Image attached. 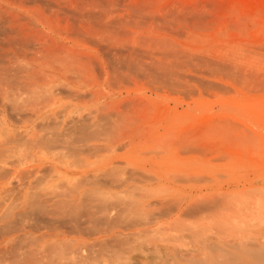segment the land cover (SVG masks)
Listing matches in <instances>:
<instances>
[{
	"label": "rangeland",
	"instance_id": "374dc122",
	"mask_svg": "<svg viewBox=\"0 0 264 264\" xmlns=\"http://www.w3.org/2000/svg\"><path fill=\"white\" fill-rule=\"evenodd\" d=\"M263 188L264 0H0V264L59 263L58 257L44 263L56 255L61 242L54 240L73 239L65 244L69 251L87 255L91 242L100 248L110 238L107 247L116 241L119 249L122 237L135 234L139 244L129 238L132 245H125L137 248L144 237L140 249L130 253L124 245L125 255L115 248L113 260L112 247L111 257L105 253L112 263L101 253L96 260L193 264L219 248L243 259L247 250L264 248ZM221 196L235 208L222 205ZM84 200L89 204L81 206L99 216L104 206L97 212L96 204L109 202L110 214L101 219L109 231L98 226L89 236L88 226L98 224H85ZM219 204L227 208L220 213L235 214H228L231 221L210 214ZM78 205L85 214L80 224L73 217ZM69 214L89 232L77 225L73 232ZM43 248L51 255L35 263ZM78 252L77 260L71 254L65 260L80 261ZM92 254L78 263H100ZM72 260L66 264H77Z\"/></svg>",
	"mask_w": 264,
	"mask_h": 264
},
{
	"label": "bare ground",
	"instance_id": "6f19581e",
	"mask_svg": "<svg viewBox=\"0 0 264 264\" xmlns=\"http://www.w3.org/2000/svg\"><path fill=\"white\" fill-rule=\"evenodd\" d=\"M45 85H46V84H45ZM33 87H34V86H33ZM38 88H39V87H38ZM31 89L33 90V88H31ZM27 91H28V90H27ZM33 91H34V90H33ZM40 91H41V90H40ZM28 92H29V91H28ZM37 92H38V90H37ZM30 93H31V92H30ZM37 95H38V93H37ZM40 95H41V94H40ZM15 97H16V96H15ZM36 97H37V96H36ZM40 100H41V99H40ZM38 101H39V100H38ZM31 102H32V101H31ZM26 104L28 105L29 103H26ZM26 104H25V105H26ZM10 106H11V105H10ZM16 107H17V106H16ZM36 107H37V106H36ZM18 121H19V120H18ZM82 124H83V123H82ZM82 124H81V125H82ZM50 126H51V125H50ZM83 127H84V126H83ZM50 128H51V127H50ZM50 128H48V129H50ZM74 128H75V127H74ZM85 128H86V127H85ZM88 128H90V127H88ZM45 129H47V128L45 127ZM53 129H55V127H53ZM75 129H77V128H75ZM42 130H43V129H42ZM66 130H67V129H66ZM87 130H88V129H87ZM91 130H92V129H91ZM49 131H50V130H49ZM70 131H71V130H70ZM73 131H74V130H73ZM76 131H77V130H76ZM85 131H86V129H85ZM88 131H90V129H89ZM95 131H96V130H95ZM92 132H93V131H92ZM97 132H98V131H97ZM54 133H55V132H54ZM54 133H53V134H54ZM72 133H73V132H72ZM76 133L79 134V132H76ZM65 134H68V133H65ZM81 134H82V133H81ZM81 134H79V135H81ZM95 134L97 135V133H95ZM18 135L20 136V134H18ZM44 135H45V134H44ZM60 135H61V134H60ZM74 135H76V134H74ZM84 135H86V134H84ZM87 135H90V134L87 133ZM62 136H63V135H62ZM90 136H91V135H90ZM93 136H94V135H93ZM41 137H42V136H41ZM43 137H44V136H43ZM75 137H77V136H75ZM47 138H48V137H47ZM47 138H46V139H47ZM65 138H66V137H65ZM77 138H79V137H77ZM81 138H82V135H81ZM81 138H79V139H81ZM23 139H24V138H23ZM75 139H76V138H75ZM40 140H41V139H40ZM56 140H57V139H56ZM56 140H55V141H56ZM61 140H62V139H61ZM72 140H73V139H72ZM31 141H33V140H31ZM34 141H35V139H34ZM53 141H54V140H53ZM73 141H74V140H73ZM23 142H24V141H23ZM27 142H29V141H27ZM46 142H47V141H46ZM50 142H51V140H50ZM71 142H72V141H71ZM77 142H78V141H77ZM72 143H73V142H72ZM43 144H44V143H43ZM49 144H50V143H49ZM36 145H37V144H36ZM18 146H19V145H18ZM23 146H24V145H23ZM46 146H47V144H46ZM49 146H50V145H49ZM16 147H17V146H16ZM20 147H21V145H20ZM25 147H26V146H25ZM34 147H35V146H34ZM11 148H12V147H11ZM23 148H24V147H23ZM48 148H49V147H48ZM55 148H56V147H55ZM79 148H80V147H79ZM90 148H91V147H90ZM59 149H60V148H59ZM71 149H72V148H71ZM84 149H86V148H84ZM11 150H12V149H11ZM23 150H24V149H23ZM44 150H45V149H44ZM72 150H73V149H72ZM3 151H4V150H3ZM7 151H8V149H7ZM20 151H21V150H20ZM45 151H46V150H45ZM77 151H78V150H77ZM4 152H5V151H4ZM18 152H19V151H18ZM22 152H23V151H22ZM22 152H21V153H22ZM82 152H83V151H82ZM79 153H80V152H79ZM43 154H44V153H43ZM65 154H66V153H65ZM70 154H71V152H70ZM70 154H68V155H70ZM74 155H75V154H74ZM87 155H88V154H87ZM93 155H94V153H93ZM76 160H77V159H76ZM79 161H80V160H79ZM79 163H80V162H79ZM75 164H76V163H75ZM135 170H136V169H135ZM114 171H115V170H114ZM142 171H143V170H142ZM4 172H6V171H4ZM131 172H132V171H131ZM133 172H134V171H133ZM1 173H2V171H1ZM41 173H42V172H41ZM43 173H44V172H43ZM105 173H106V172H105ZM129 173H130V171H129ZM134 173H135V172H134ZM138 173H139V172H138ZM40 175H41V174H40ZM43 175H44V174H43ZM45 176H46V175H45ZM49 176H50V175H49ZM116 176H117V175H116ZM108 177H109V176H108ZM36 178H37V177H36ZM38 178H39V176H38ZM48 178H49V177H48ZM121 178H122V177H121ZM128 178H129V177H128ZM128 178H127V179H128ZM106 179H107V178H106ZM118 179H119V178H118ZM25 180H26V178H25ZM83 180H84V179H83ZM90 180H91V179H90ZM38 181H39V180H38ZM84 181H85V180H84ZM86 181H87V179H86ZM113 181H114V180H113ZM115 181H116V180H115ZM122 181H123V180H122ZM124 181H125V180H124ZM44 182H45V181H44ZM91 182H92V181H91ZM105 182H106V181H105ZM96 183H97V182H96ZM96 183H95V184H96ZM34 184H35V183H34ZM34 184H33V185H34ZM58 184H59V183H58ZM63 184H64V182H63ZM77 184H78V183H77ZM81 184H82V183H81ZM86 184H87V183H86ZM90 184H91V183H90ZM117 184H118V183H117ZM24 185H25V184H24ZM55 185H56V184H55ZM97 185H98V184H97ZM102 185H103V184H102ZM31 186H32V185H31ZM31 186H29V190H28V191L31 190V189H30ZM60 186H61V185H60ZM65 186H67V185L65 184ZM61 187H62V186H61ZM67 187H68V186H67ZM128 187H129V186H128ZM137 187H138V186H137ZM38 188H40V187H38ZM55 188H56V187H55ZM76 188H77V187H76ZM249 188H251V187H249ZM256 188H257V187H256ZM261 188H262V187H261ZM35 189H36V188H35ZM263 189H264V188H263ZM32 190H33V189H32ZM39 190H40V189H39ZM52 190H53V189H52ZM124 190H125V189H124ZM126 190H127V189H126ZM131 190H132V189H131ZM259 190H261V189H259ZM11 191H12V190H11ZM33 191H34V190H33ZM35 191H36V190H35ZM35 191H34V192H35ZM56 191H57V190H56ZM98 191H100V190H98ZM129 191H130V190H129ZM134 191H135V190H134ZM246 191H248L247 188H246ZM254 191H255V190H254ZM254 191H253V194L255 195L256 193H255ZM59 192H60V191H59ZM62 192H63V191H62ZM65 192H66V191H65ZM90 192H91V191H90ZM222 192H223V191H222ZM242 192H243V191H242ZM242 192H240V193H242ZM250 192H252V191H250ZM263 192H264V191H263ZM263 192H262V190H261L259 193H261V195H262ZM38 193H39V192H38ZM92 193H93V192H92ZM119 193H121V192H119ZM119 193H118V194H119ZM128 193H129V192H128ZM130 193H133V192H130ZM240 193H239V195H241ZM246 193H247V192H246ZM246 193H244V194H246ZM29 194H30V193H29ZM99 194H100V193H99ZM125 194H126V193H124V195H125ZM223 194H224V193H223ZM225 194H226V193H225ZM229 194L231 195V193H229ZM232 194L234 195V194H236V193H232ZM249 194H250V197L252 198V197H253V194H252V196H251V193H249ZM249 194L246 195V197L248 196V198L250 199ZM3 195H4V194H3ZM30 195H31V194H30ZM55 195H56V194H55ZM62 195H63V194H62ZM85 195H86V194H85ZM126 195H127V194H126ZM129 195H130V194H129ZM211 195H212V194H211ZM217 195H218V196H217ZM230 195H229V196H230ZM233 195H232V196H233ZM257 195H259V194H257ZM261 195H259V196L261 197ZM263 195H264V194H263ZM263 195H262V196H263ZM4 196H5V195H4ZM98 196H99V195H98ZM122 196H123V195H122ZM136 196H137V195H136ZM208 196H209V195H208ZM213 196H214V195H213ZM213 196H211V198L209 197L211 201L214 199L215 196L219 197L220 195H219L218 193H215V196H214V197H213ZM222 196H223V195H222ZM222 196H221V197H222ZM232 196H231V197H232ZM234 196H235V195H234ZM236 196H238V194H237ZM255 196H256V195H255ZM5 197H6V196H5ZM8 197H9V196H8ZM87 197H88V196H87ZM96 197H97V196H96ZM120 197H121V196H120ZM125 197H126V196H125ZM125 197H124V198H125ZM133 197H134V196H133ZM133 197H132V198H133ZM212 197H213V198H212ZM217 197H215V198H217ZM223 197H224V196H223ZM223 197H222L221 200L224 199ZM231 197H230V198H231ZM260 197H259V198H260ZM48 198H49V197H48ZM110 198H111V197H110ZM134 198H135V197H134ZM137 198H138V197H137ZM209 198H208L207 200H205L204 198H203V199H204L205 201H208L207 203L209 204V201H210ZM255 198H256V197H254V199H255ZM262 198L264 199V197H262ZM16 199H17V198H16ZM32 199H33V198H32ZM82 199H83V198H82ZM85 199H86V198H85ZM107 199H108V198H107ZM129 199H130V197H129V198L127 197V201H128ZM226 199H227V198H226ZM226 199H225V200H226ZM237 199H239V198H237ZM245 199H246V198H245ZM12 200H13V199H12ZM14 200H15V199H14ZM36 200H37V199H36ZM64 200H65V199H64ZM125 200H126V199H125ZM130 200H131V199H130ZM204 200H203V201H204ZM214 200H216V199H214ZM225 200H223L224 203H223L222 205L225 204V206H227L226 203H228L229 198L227 199V201H225ZM239 200H240V199H239ZM261 200H262V199H261ZM65 201H66V200H65ZM85 201H86V200L81 201L82 203L80 202L79 205H80V206H81V204L86 205L87 203L85 204ZM113 201H114V200H113ZM117 201H119V200L117 199ZM216 201H217V200H216ZM216 201H215V203H216ZM219 201H220V200H219ZM229 201H231V200H229ZM242 201H243V200H242ZM242 201H241V202H242ZM250 201H253V200L250 199ZM34 202H35V201H34ZM59 202H60V201H59ZM62 202H63V201H62ZM83 202H84V203H83ZM91 202H92V201H91ZM101 202H102V200H101ZM115 202H116V201H114V203H115ZM122 202H123V201H121V203H122ZM128 202H129V201H128ZM220 202H221V201H220ZM236 202H237V200H236ZM243 202H244V201H243ZM254 202H255V201H254ZM254 202L252 203L253 205H254ZM9 203H10V202H9ZM95 203H96V202H95ZM107 203H109V202H107ZM107 203H105V204L102 203L103 205L100 204V203L96 204V205H97V207H96L97 210H95V211L98 212V210L100 209V207L104 206L106 209H105L104 207H102V212H101L100 210H99V212H100V213H103L104 215H105V213H106V215H107V212L109 213V211H108V209H107L108 207H106V206H107V205H106ZM126 203H127V202H126ZM197 203H198V202H197ZM202 203H203V202H202ZM211 203H212V202H211ZM221 203H222V202H221ZM231 203L233 204V202H231ZM261 203H262V202H261ZM261 203H260V204H261ZM12 204H13V203H12ZM33 204H34V203H33ZM55 204H56V203H55ZM58 204H59V203H58ZM66 204H67V203H66ZM72 204H73V203H72ZM72 204H71V205H72ZM88 204H89V203H88ZM88 204H87V205H88ZM92 204H93V203H92ZM127 204H128V203H127ZM193 204L195 205L196 202H194ZM193 204H190V205L193 206ZM204 204H205V203H204ZM204 204H203V205H204ZM216 204H217V203H216ZM232 204H231V205H232ZM250 204H251V203H250ZM255 204H256V203H255ZM260 204H259V206H262V205H260ZM28 205H29V203H28ZM61 205H63V204H61ZM79 205H78V206H79ZM84 205H82L81 207H83ZM98 205H99L100 207H98ZM105 205H106V206H105ZM190 205H189V206H190ZM219 205H220V204H219ZM219 205H218V207H219V208H218V211H217V209H215V210L212 209L214 212L216 211V212L214 213L213 211L210 212L211 209H209L208 213L210 212V214L212 213L213 216H214V215L217 216V215H218L217 212H219V210L222 211V210L224 209V208H221L222 205H220V206H219ZM256 205H257V204H256ZM26 206H27V205H26ZM38 206H39V205H38ZM43 206H44V205H43ZM52 206H53V205H52ZM57 206H58V205H57ZM75 206H76V205H75ZM80 206H79V208L77 207V208H78V211L80 210V211H79V216H77V215H78V214H77L78 211H76L75 214L72 212L74 209H72V211H71L72 214H74L73 217L76 216L77 219H78L79 217H81V219L79 218L80 221L78 220V221H79V224H80L81 222L83 223V221H84L85 219H87V220H85V224H86V222H87L88 220H90V221H88L89 223L92 222L91 225H92L93 223H94V224H95V223L98 224V225H95V227H97V228L93 227V225H92V226H88L89 228H87L85 224H82V225L85 226L84 228H87V230H89V231L91 230L90 232H92V233H90V234L88 233L89 236H90L91 234H94L95 232H98V231L96 230V229H98V226H99V229H98V230H101L102 232H107V231H109V230H108V227H109V226H108V225H109V221L104 220V221H106L107 223L104 222V221H101V219H102V220H103L104 218L106 219V216H104V218H102L103 214L101 215L100 213H98V214H100V216H99V215L96 214V212H95V213L92 212V209H93V208L95 209V207H92V209H91V207L88 208V211H90L91 213H90V212H87L86 209H84V207H87V206H84L82 209H84V210L87 212V214L89 213V216L86 217V218L84 219V216H81V215H82V214L85 215V214H84L83 212H81ZM89 206H91V204H90ZM94 206H95V204H94ZM109 206H110V205H109ZM129 206H130V205H129ZM133 206H134V205H133ZM199 206H200V204H199ZM207 206H208V205H207ZM210 206H211V205H210ZM212 206H214V205H212ZM229 206H230V203H228V207H227L228 210H231V208H233V209L235 208L234 205H232V207H231V206L229 207ZM12 207H13V206H12ZM12 207H11V208H12ZM70 207H71V206H70ZM113 207H114V206H113ZM135 207H136V206H135ZM205 207H206V206H205ZM222 207H223V206H222ZM254 207L256 208V212H255V211H254V212H253V211L251 212V207H250V209L248 208V210H250L251 213H253V214L255 213V214H256V213H258V211H257L258 208H257V206H254ZM33 208H34V207H33ZM77 208H75V209H77ZM103 208H104V209H103ZM109 208H110V207H109ZM127 208H128V207H127ZM186 208H187V207H186ZM186 208H185V210H186ZM189 208H190V207H189ZM216 208H217V207H216ZM227 208L224 209V212H225V210H227ZM252 208H253V207H252ZM262 208H263V210H262ZM34 209H35V208H34ZM38 209H39V207H38ZM62 209H63V208H62ZM115 209H116V208H115ZM233 209H232V210H233ZM259 209H260L261 211H264V206L260 207ZM11 210H12V209H11ZM27 210H29V209H27ZM50 210H51V209H50ZM50 210H49V211H50ZM52 210H53V209H52ZM105 210H107V212H106ZM117 210H118V209H117ZM185 210H184V211H185ZM254 210H255V209H254ZM30 211H31V209H30ZM38 211H39V210H38ZM55 211H56V210H55ZM63 211H64V210H63ZM104 211H105V213H104ZM120 211H121V210H120ZM122 211H123V209H122ZM190 211H191V210H190ZM192 211H193V209H192ZM243 211H244V210H243ZM4 212H5V211H4ZM57 212H58V211H57ZM57 212H55V213H57ZM59 212H60V211H59ZM230 212H231V211H230ZM236 212H237V211H236ZM236 212H235V213H236ZM238 212H240V211H238ZM238 212H237V214H240V213H238ZM244 212H246V211H244ZM9 213H10V212H9ZM29 213H30V212H29ZM66 213H68V212H66ZM186 213H187V212H186ZM199 213H201V212L199 211ZM204 213H205V211H204ZM204 213H203V214H204ZM216 213H217V214H216ZM241 213H243V212H241ZM22 214H24V213H22ZM33 214H34V213H33ZM44 214H45V213H44ZM52 214L55 215L54 213H52ZM76 214H77V215H76ZM80 214H81V215H80ZM109 214H110V213H109ZM109 214H108V215H109ZM121 214H122V213H121ZM135 214H136V213H135ZM138 214H139V213H138ZM138 214H137V215H138ZM224 214H225V213H224ZM224 214L219 212V215L222 216V217H220V218L218 217V219H219L220 221H221L222 219H223V220H226V221H227V219H229V221H231V219L229 218L228 214L232 216L234 213H228V214H227L228 217L225 216ZM244 214H245V213H244ZM259 214H260V211H259ZM10 215H11V214H10ZM19 215H20V214H19ZM26 215H27V214H26ZM31 215H32V214H31ZM31 215H30V216H31ZM50 215H51V214H50ZM53 215H52V216H53ZM108 215H107V216H108ZM125 215H126V214H125ZM139 215H140V214H139ZM139 215H138V216H139ZM219 215H218V216H219ZM223 215H224V216H223ZM234 215H235V214H234ZM3 216H4V215H3ZM7 216H8V215H7ZM15 216H16V215H15ZM38 216H39V215H38ZM52 216H51V217H52ZM55 216L57 217V215H55ZM66 216H67V215H66ZM70 216H71V219H70V220H72V221H70V220L68 221V220H67V221H68V222H67V221L65 220V217H63L64 220H63V218H61V221H65V222H67V223L72 222V225L70 224V228L72 229V231L74 230L73 232L76 231L75 229H78V228H76V227H75V229H73V228H74L73 226H74V225H75V226L77 225V227H79V229H81V231L83 230L81 234H85L84 231H85L86 229L84 230V229H83V226H81V225L79 226V225L77 224L78 222H77L76 224H75V222H74V225H73V221H74V219L72 218V215L69 214V217H70ZM110 216H112V215H110ZM115 216H116V215H115ZM117 216H118V215H117ZM146 216H148V215H146ZM150 216H151V215H150ZM153 216H154V215H153ZM208 216L210 217V215H207V216H205V217L209 219ZM213 216H211V217L213 218ZM247 216H248V215H247ZM250 216H254V215H249V217H250ZM16 217H19V216L17 215ZM36 217H37V216H36ZM36 217H35V218H36ZM58 217H59V215H58ZM76 217H75V218H76ZM124 217H126V216H124ZM136 217H137V216H136ZM148 217H149V216H148ZM223 217H224V218L226 217L227 219H224ZM233 217H234V216H233ZM236 217H237V215H236ZM7 218H8V217H7ZM42 218L45 220L46 216H45V217H42ZM42 218H41V219H42ZM47 218L50 219L48 216H47ZM53 218H54V217H53ZM53 218H51V219H52V220H55V218H54V219H53ZM66 218H67V217H66ZM109 218H110V217H109ZM111 218H112V217H111ZM111 218H110V219H111ZM113 218H114V216H113ZM117 218H118V217H117ZM119 218H120V216H119ZM133 218H134V217H133ZM138 218H139V217H138ZM146 218H147V217H146ZM195 218H198V217H195ZM212 218H211V219H212ZM254 218H255V217H254ZM254 218H252V219H254ZM32 219H33V218H32ZM36 219H37V218H36ZM36 219H35V220H36ZM38 219H39V218H38ZM56 219H57V218H56ZM67 219H68V218H67ZM125 219H127V218H125ZM154 219H155V218H154ZM198 219L201 220L200 217H199ZM249 219H250V218H249ZM44 220H42V221L45 222ZM46 220H47V219H46ZM59 220H60V219H59ZM59 220H58V222H59L60 225H61L62 222L59 221ZM112 220H113V219H112ZM112 220H111L110 222H112ZM114 220H116V219H114ZM119 220H121V219H119ZM123 220H124V219H123ZM199 220H198V221H199ZM213 220H214V219H213ZM48 221H49V220H47L46 222H48ZM75 221H76V220H75ZM100 221H101V222H100ZM116 221H117V220H116ZM116 221H115V222H116ZM125 221H126V220H125ZM127 221H128V220H127ZM137 221H138V220H137ZM196 221H197V219H195V222H196ZM201 221H202V220H201ZM206 221H207V220H206ZM217 221H218V220L214 221V223L217 222ZM220 221H219V224L217 223V224H218V227H219V225H220V227H221V222H220ZM229 221H228V223H229ZM244 221H245V220H244ZM7 222H8V221H7ZM36 222H37V221H36ZM39 222H40V221H39ZM39 222H38V223H39ZM65 222H63V223H65ZM102 222H103V224L106 223V224L104 225L105 229H106V225L108 224V225H107V229H106V231H104V227L102 226V225H103ZM113 222H114V221H113ZM122 222H123V221H122ZM131 222H132V221H131ZM153 222H154V221H153ZM207 222H208V221H207ZM99 223H100L101 225H99ZM197 223H198V222H197ZM197 223H196V224H197ZM200 223H201V222H200ZM205 223H206V222H205ZM211 223H212V222H211ZM214 223H213V224H214ZM222 223H223V224H226V226H222V227H224V228L229 226V225H227L228 223H225V222H223V221H222ZM48 224H49V223H47V225H48ZM116 224H117V223H116ZM120 224H121V221H120ZM122 224H123V223H122ZM122 224H121V226H122ZM194 224H195V223H194ZM229 224H230V223H229ZM231 224L233 225V223H231ZM231 224H230V225H231ZM4 225H5V224H4ZM12 225H13V224H12ZM14 225H15V223H14ZM55 225H57V222H56ZM58 225H59V224H58ZM58 225H57V226H58ZM60 225H59V226H60ZM62 225H63V224H62ZM67 225H68V227L66 226V228L69 229V224H67ZM117 225H118V224H117ZM125 225H126V224H125ZM198 225H200V224H197V226H198ZM214 225H216V223H215ZM214 225H212L211 227H214ZM45 226H46V225H45ZM57 226H56V227H57ZM63 226H65V224H64ZM71 226H72L73 228H72ZM101 226L103 227V229H101ZM112 226H114V225H110V228H111ZM193 226H194V225H193ZM208 226L210 227L209 223H208ZM216 226H217V225H216ZM10 227H11V226L9 225V228H10ZM13 227H14V226H13ZM13 227H12V228H13ZM32 227L35 229V225H33ZM41 227H43V226H41ZM41 227H39V228H41ZM52 227H54V226H52ZM61 227H62V226H61ZM61 227H59V229H60ZM90 227H93V228H95V229L93 230V228L91 229ZM206 227H207V226H206ZM234 227H235V226H234ZM234 227H233V228H234ZM50 228H51V226L48 227L47 229L52 230V229H50ZM125 228H126V227H125ZM214 228H216V227H214ZM224 228H221V229H224ZM230 228L232 229V227H230ZM241 228H242V227H241ZM37 229H38V228H37ZM54 229H55V228H53V230H54ZM63 229H64V228H63ZM68 229H67V230L65 229V231H66V232H70V231H69L70 229H69V230H68ZM197 229H199V228H197ZM200 229H201V226H200ZM207 229H208V228H207ZM212 229H213V228H212ZM218 229L221 231L220 228H218ZM227 229H228V228H227ZM227 229H225V230L227 231ZM235 229H236V228H235ZM87 230H86L85 232H89V231H87ZM95 230H96V231H95ZM195 230H196V228H195ZM201 230H202V229H201ZM219 230H218V231H219ZM79 231H80V230H79ZM94 231H95V232H94ZM143 231H144V233H146L145 230H143ZM143 231H139V232H135V233H139L140 237H141V236L143 237V235H141V234H143ZM197 231H198V232H196V231H195V232L198 233V234L201 233L199 230H197ZM202 231H203V230H202ZM211 231H212V230H211ZM215 231H216V230H215ZM233 231H234V230H233ZM235 231H236V230H235ZM238 231H239V230H238ZM8 232H9V231H8ZM61 232H62V229H61ZM93 232H94V233H93ZM140 232H142V233H140ZM207 232H209V230H208ZM242 232H244V231H242ZM76 233H77V231H76ZM120 233H121V232H120ZM132 233H133V232H132ZM135 233H133V235H134ZM148 233H150V232H148ZM203 233H204V232H203ZM221 233H222V235H223V234H226V233H223V231H221ZM236 233H237V232H236ZM236 233H232V234H233V235L235 234V237H236ZM74 234H75V233H74ZM86 234H87V233H86ZM127 234H128V233H127ZM130 234H131V233H130ZM193 234L196 235V234L194 233V231H193ZM198 234L196 235V237L198 236ZM211 234H215V236H216V233H215V232H213V233L211 232ZM232 234H231V235H232ZM238 234H239V232H238ZM238 234H237V235H238ZM247 234H248V233H247ZM117 235H119V234H117ZM124 235H125V233H124ZM124 235H123V236H124ZM146 235H147V234H146ZM203 235H204V234H203ZM203 235H202V236H203ZM113 236H114V234H113ZM131 236H132V235H131ZM131 236H130L129 238H130V240H132V243H133V241L138 240V241H135V242H137V243L139 244L140 241H139V239H137V238H138L137 235L135 234V236H136L135 239H134V236H132L134 240L132 239ZM144 236H145V234H144ZM149 236H150V235H149ZM218 236H219V235H218ZM220 236H221V235H220ZM239 236H241V235H239ZM243 236H245L244 233H243ZM35 237H36V236H35ZM142 237H141V238H142ZM196 237H195V238H196ZM207 237H208V235H207ZM221 237H222V236H221ZM230 237H232V236H230ZM235 237H233V238H235ZM41 238H42V236H41ZM111 238H112V237H111ZM120 238H121V237H120V235H119V236H118V239H120ZM126 238H128V237L125 236V237H122V239H123L122 241H121V239L119 240V244L122 245L119 249H118L117 243H116V241H115V237L113 238L114 241H115V243H112V242H111V244H116V247H114V245H110L111 247H107L108 244H107L106 241H108V239H110V238H108V239H106L105 241H103L102 245H99V246H101V247H100L101 249H100L99 247H98L99 249L96 247V246L98 245V243L95 242V243H96V244H95L96 246H95V245H94V242H91V244H92L91 246H94V247H95V248H94V247H91V249H92L91 251H92V252H89L90 250L87 251V249H89V248H86V245H87L86 243H87V242H83L84 244H86L84 248H85L86 251L88 252V253L85 252L87 255H85L84 252L81 253L82 251L78 252L77 250L74 251V250H72V249L69 251L70 248H67V246H66L65 244H68L70 241H71L70 243H72V242L74 243L73 239L70 240V238H69V239L66 240V241H65L64 239H63V240H62V239L54 240V242L58 241V242L63 243L62 245H64L68 250L65 249V248H63V247L60 248V246H61L60 244H61V243L58 245L57 242H56V243L52 242V243H51V246H48V245H50V244H48V245L46 244V245H47L48 247H50L49 249H50L51 251L54 250V249H51L52 247L54 248V245H52L53 243L56 244V245H58V247L55 246V248H56V247H57V248L54 250V251L56 252V255H55L56 257L54 256L55 253H53V255H51L50 253H46V254H49V255H51V256H49V255L44 256V254H43V253H44V252H43V251H44V248H45V251H47L46 248L48 249V247H47L46 245L43 244V247H44V246H45V247H44L43 249H40V251L38 252V257H39V253H40V255H41V253L43 254L42 257H39V260H40V258H41V260H40V261L37 260L35 263H37V262H41L43 256H44V257L49 256V257H47L48 259L45 258L46 260H44V258H43V260L45 261L44 263L49 262V261H47V260H50L51 258H52V259H53V258L56 259V258L58 257L57 260H58V259L61 260V261H62V264H63L65 258L68 259V254L73 255V254L76 253V252H78L77 254H80V255L84 254V257L79 255V256H80V259H81L80 261H79V259H78V262L84 263L88 258L91 257V254L93 253V249H94V253L92 254V259L95 257L94 262L97 261V262H100V263L103 264V260H102V261H99L100 258H99V260H96L97 258H96V256H95V253H96L97 255L101 253V257H102V255L104 254L103 258H104V259H108L109 257H107V256H110V255H111V253H110V255H108V251H110V252L112 251V250H108V249H110V248L113 249L112 247H114L113 252H115V256H113V253H112L111 256L114 257L113 260H114V259H118L119 257L117 258L116 256L120 254L119 252H122V253H123L124 250L127 251V249H128V252L131 253V251H129V250H133V251H134V250H136L137 248H139V247L143 244L142 241H144V239H145V238L143 237V239H142V241H141L142 244L140 243L141 245L137 246V248H135L136 246H134L133 248H135V249H133V248L131 249V248H129V246L132 245V244L128 242V241H129V238H128V240H127ZM203 238H205V237H203ZM248 238H249V237H248ZM250 238H251V237H250ZM66 239H67V238H66ZM113 239H111V241H112ZM197 239H202V237H200V238L197 237ZM229 239L231 240L232 238H229ZM245 239H246V238H245ZM22 240H23V239H22ZM33 240H34V239H33ZM33 240H29V241L32 242ZM60 240H62V241H60ZM80 240H81V239H80ZM124 240L127 241V243H126L127 245H128V243H129V246L125 245V241H124ZM204 240H205V239H204ZM246 240H250V239H246ZM29 241H28V239H27V241L24 242V243L28 246L27 242L29 243ZM38 241H39V240H38ZM38 241H37V242H38ZM76 241H78V240L76 239ZM109 241H110V240H109ZM123 241H124V244H121V243H123ZM197 241H198V240H197ZM200 241H201V240H200ZM206 241H207V239H206ZM252 241H253V239H252ZM64 242H65V243H64ZM67 242H68V243H67ZM98 242H100V241H98ZM120 242H121V243H120ZM32 243H33V242H32ZM32 243H31V244H32ZM80 243H81V242H80ZM80 243H79L78 245L81 247V244H80ZM108 243L110 244V242H108ZM253 243H254V242H253ZM16 244H17V243H16ZM18 244H19V242H18ZM18 244H17V245H18ZM20 244H21V243H20ZM25 244H22V246H25ZM35 244H36V243H35ZM35 244H34V245H35ZM88 244H89V245H88V247H89V246H90V243H88ZM134 244H135V243H134ZM105 245H106V246H105ZM124 245L127 246V247H126L127 249H125V247H123ZM136 245H137V244H136ZM206 245H207V244H206ZM206 245H205V246H206ZM215 245H216V250H217V248H218V247H217V244H215ZM12 246H13V244H12ZM12 246H11V247H12ZM18 246H19V245H18ZM18 246H17V247H18ZM69 246H71V245L68 244V247H69ZM79 246H78V247L76 246V247L78 248V250H81L82 247H81V249H79ZM104 246H105V247H104ZM192 246H193V245H192ZM207 246H208V248L211 249L212 252L214 251V250L212 249L213 246H212V247H210L209 245H207ZM19 247H20V246H19ZM40 247H41V246H40ZM122 247H123L124 249H122ZM193 247H194V246H193ZM214 247H215V246H214ZM214 247H213V248H214ZM59 248H60L61 250H60ZM77 248H76V249H77ZM96 248H97L98 250H96V252H95V249H96ZM115 248L118 249V253H119V254H117V252H116L117 249L115 250ZM140 248H141V247H140ZM140 248H139V249H140ZM2 249H3V248H2ZM49 249H48V250H49ZM120 249H121V250H120ZM193 249H194L195 251H193ZM193 249H190V250H192L193 252H201L199 249H195V248H193ZM23 250H24V249H23ZM41 250H43V251L41 252ZM50 250H49V252H50ZM62 250H63V251H62ZM119 250H120V251H119ZM137 250H138V249H137ZM54 251H53V252H54ZM66 251H67V252H66ZM73 251H74V252H73ZM84 251H85V250H84ZM142 251H143V250H142ZM192 251H191V252H192ZM25 252H26V251H25ZM32 252H33V251H32ZM32 252H30L29 254H31ZM143 252H145V251H143ZM15 253H16V251H15ZM15 253H14V256H15ZM17 253H18V252H17ZM90 253H91V254H90ZM105 253H107V254H106L107 256L105 255ZM126 253H127V252H126ZM138 253H139V252H138ZM27 254H28V253H27ZM35 254H37V253H35ZM35 254H34V255H35ZM123 254H125V253H123ZM9 255H10V254H9ZM32 255H33V253L31 254V256H32ZM125 255H127V254H125ZM245 255H246V257H244L243 259H238V256L235 257V258H231V259H230V258H228L227 251H226L225 249L219 248V253H218L217 255H210V257L207 258V259H205V260H201V259H199V260H197V261H195V262H193V261H192V262H193V264H264V262H263L264 259L262 258V257H264V256H263V255H264V248H260L259 250H247ZM5 256H6V255H5ZM35 256H36V255H35ZM60 256H62L61 259L59 258ZM73 256H74V258H76V260H77L78 255H77V256L73 255ZM98 256H99V255H98ZM105 256H106V258H105ZM111 256H110V257H111ZM18 257H19V256H18ZM63 257H64V258H63ZM99 257H100V256H99ZM115 257H116V258H115ZM158 257H160V256L158 255ZM22 258H23V257H22ZM22 258H21V259H22ZM49 258H50V259H49ZM62 258H63L64 260H63ZM120 258H121V257H120ZM122 258H123V257H122ZM131 258H132V257H131ZM153 258H154V256H153ZM160 258H161V257H160ZM37 259H38V258H37ZM52 259H51V260H52ZM55 259H54V261H56ZM90 259H91V258H90ZM123 259H124V258H123ZM128 259H129V258H128ZM15 260H16V259H15ZM23 260H25V259L23 258V259L21 260V263H22ZM27 260H28V259H27ZM29 260H30V259H29ZM51 260H50V261H51ZM71 260H72V258L69 259V260H65V264H66L67 261H68V262L70 261L69 263H71ZM83 260H84V261H83ZM95 260H96V261H95ZM124 260H125V259H124ZM131 260H132V259H131ZM1 261H2V260H1ZM8 261H9V260H8ZM25 261H26V260H25ZM25 261H24V264L26 263ZM46 261H47V262H46ZM54 261H52V262H54ZM61 261H59V263H61ZM72 261H73L72 263L80 264V263H78L77 261H75V262H74V260H72ZM106 261H107V262H108V261H111L110 263H112V259H111V260L108 259V260H106ZM19 262H20V260H19ZM42 262H43V261H42ZM122 262H123V261H122ZM125 262H127V261L125 260L124 263H125ZM1 263H3V262H1ZM10 263H11V262H10ZM12 263H14V262L12 261ZM55 263H58V262H55ZM55 263H54V264H55ZM59 263H58V264H59ZM85 263H89V262L87 261V262H85ZM100 263H98V264H100ZM115 263H117V262H115ZM124 263H122V264H124ZM128 263H129V262H128ZM128 263H127V264H128ZM19 264H20V263H19ZM39 264H41V263H39ZM67 264H68V263H67ZM90 264H91V263H90ZM92 264H95V263L92 262ZM96 264H97V263H96ZM104 264H105V263H104ZM120 264H121V262H120Z\"/></svg>",
	"mask_w": 264,
	"mask_h": 264
}]
</instances>
